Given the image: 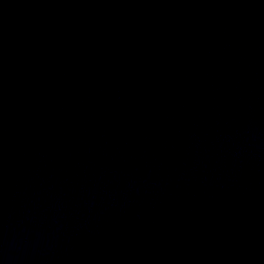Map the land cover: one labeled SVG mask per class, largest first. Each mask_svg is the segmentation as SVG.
Here are the masks:
<instances>
[{
    "label": "water",
    "instance_id": "95a60500",
    "mask_svg": "<svg viewBox=\"0 0 264 264\" xmlns=\"http://www.w3.org/2000/svg\"><path fill=\"white\" fill-rule=\"evenodd\" d=\"M0 264H264V0H0Z\"/></svg>",
    "mask_w": 264,
    "mask_h": 264
}]
</instances>
